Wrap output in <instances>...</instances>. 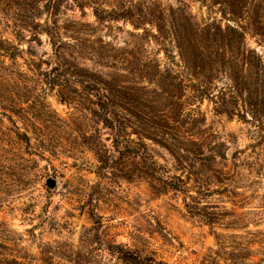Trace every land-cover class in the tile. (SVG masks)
<instances>
[{
	"label": "rangeland",
	"instance_id": "rangeland-1",
	"mask_svg": "<svg viewBox=\"0 0 264 264\" xmlns=\"http://www.w3.org/2000/svg\"><path fill=\"white\" fill-rule=\"evenodd\" d=\"M75 1L0 0V80L6 82L0 83V264H132L125 252L154 264H264V104L250 120L252 114L238 117L249 110L241 103L228 117L209 101L222 91L246 98V91L260 88L264 94V0L242 1L245 23L221 17L236 0H89L83 9ZM93 10L160 13L167 26L169 16L190 13L200 26L216 21L221 28L205 35L203 27V61H191L188 71L191 84L205 86L207 95L187 110L200 120L186 127L183 170L164 148L145 142L166 175L184 178V195L157 194L159 183L142 178L137 157L112 153L114 169L99 176L92 145L101 141L112 152L109 132L73 117L75 111L55 91L43 92L31 74L52 63L44 35L29 41L25 30L34 21L51 24L55 18L61 28L73 21L92 24L103 41L115 45L127 38L118 28L143 33L129 23L99 25ZM231 25L241 28L236 29L243 39ZM146 29L158 36L157 43L146 36L149 59L161 68L173 63L175 73H184L172 38L160 37L154 26ZM10 82L30 92L39 107L36 119L8 112L16 98ZM23 133L27 140L18 136ZM49 179L56 182L53 190L46 186Z\"/></svg>",
	"mask_w": 264,
	"mask_h": 264
},
{
	"label": "trees",
	"instance_id": "trees-1",
	"mask_svg": "<svg viewBox=\"0 0 264 264\" xmlns=\"http://www.w3.org/2000/svg\"><path fill=\"white\" fill-rule=\"evenodd\" d=\"M242 1H231L228 6L232 10L229 14L221 12V17H229L228 21L233 23H245L246 14L241 6ZM75 2L79 9H83L89 0ZM49 15L57 17V14L53 12ZM92 16L99 25L108 22L129 23L133 32L142 30L143 33L123 32L118 28L119 33L125 34L127 38L122 45H115L103 41V38L97 35V28L92 24L73 21L67 27L61 28L55 18L51 24L46 21L44 25L34 21L25 30L30 36L29 41L39 42V37L44 35L50 46L52 63L46 64L45 71L37 68L32 70V76L38 80L43 92L55 91L58 101L75 111L73 117L101 125L105 131L109 132L107 139L110 140L112 152L106 149L101 141L92 145L91 151L100 170L99 176L102 171L114 169L112 153L122 158L137 157L141 162L142 178L159 183L157 194L172 191L184 195L186 188L184 178L166 175L164 168L158 165L149 154L145 142L164 148L173 157L178 168L183 170L185 150L181 146L184 147L187 140L186 127L189 122L200 120L199 117H191V111L187 112V110L190 105L204 99L207 95L205 86L191 84L188 71L191 70V61L195 63L203 61L202 53H200L202 32L205 31L203 27H206L205 35H207L210 33L208 29H216L221 33L220 26L216 21L200 26L190 13L184 16L179 14L169 16L168 26L165 22L167 20L160 13L142 12L139 15H133L130 12L93 10ZM24 20L31 21L30 17H25ZM147 24L154 26L160 37L172 38L177 57L183 63L184 73L181 75L175 73L173 63H169L170 65L166 68H161L160 64L149 59L148 38H154L157 43L158 36L148 32L150 30L146 29ZM229 28L232 33L244 38V35L237 30H240V27L231 25ZM261 29L260 36L264 40V27ZM61 30L65 32V35L70 36L67 39L62 38ZM147 35L148 38H146ZM194 52L195 56L191 58ZM245 54L256 57L254 52H245ZM164 56L168 57L166 53ZM218 56L224 59L226 54L221 50ZM81 61L90 62L95 69L84 66ZM97 68L105 69L108 73L98 71ZM210 70L220 72L217 69ZM144 80L150 85L144 86L141 83ZM0 83L6 84L2 79ZM15 86L16 84L11 82L8 86L12 95L16 96L11 101L8 112L15 110L20 118L30 114L33 119H36L38 114L36 110L39 107L34 104V98L30 97L29 91H23V88ZM257 86L260 87V83ZM230 89L237 91L235 86H230ZM259 89L254 91L255 94L250 90L246 91V98L242 93L233 97V93L230 96L224 91L217 92L215 98L209 101L215 105L216 113L222 112L228 117L233 115L234 108L241 103L244 109L249 110L244 111L243 115L237 112L238 117L245 119L244 115L252 114L250 120H253L256 118L255 113L259 105L264 104V94ZM252 98L257 103L252 104ZM25 126L27 129V124ZM18 136L27 140L25 133ZM132 136H135V141L130 139ZM125 178L130 179L127 175ZM125 254L130 257L132 264H154L152 260L134 257L129 252ZM126 257L124 260L129 262Z\"/></svg>",
	"mask_w": 264,
	"mask_h": 264
},
{
	"label": "water",
	"instance_id": "water-1",
	"mask_svg": "<svg viewBox=\"0 0 264 264\" xmlns=\"http://www.w3.org/2000/svg\"><path fill=\"white\" fill-rule=\"evenodd\" d=\"M46 186L48 189L53 190L56 187V182L53 179H49L46 182Z\"/></svg>",
	"mask_w": 264,
	"mask_h": 264
}]
</instances>
